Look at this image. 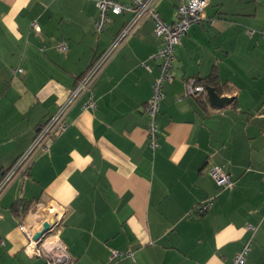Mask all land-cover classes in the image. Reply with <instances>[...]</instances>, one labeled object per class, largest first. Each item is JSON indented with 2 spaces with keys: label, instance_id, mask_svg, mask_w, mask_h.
I'll list each match as a JSON object with an SVG mask.
<instances>
[{
  "label": "crops",
  "instance_id": "1",
  "mask_svg": "<svg viewBox=\"0 0 264 264\" xmlns=\"http://www.w3.org/2000/svg\"><path fill=\"white\" fill-rule=\"evenodd\" d=\"M180 1L161 0L165 22H175ZM206 16L176 45L158 148L148 146L143 109L160 75V61H148L150 71L141 65L161 46L148 19L92 86L96 108L80 98L68 129L0 200V264H46L25 253L20 225L43 227L56 209L60 227L45 240L62 242L75 264H231L251 226L246 264H264V36L249 35L264 29V0H210ZM98 18L97 0H0V176L129 16L101 34ZM211 74L234 104L180 101L185 80ZM215 166L231 175L233 190L218 193ZM212 196L208 215L196 218V205ZM35 208L49 217L38 221ZM114 250L132 256L111 259Z\"/></svg>",
  "mask_w": 264,
  "mask_h": 264
},
{
  "label": "built area",
  "instance_id": "2",
  "mask_svg": "<svg viewBox=\"0 0 264 264\" xmlns=\"http://www.w3.org/2000/svg\"><path fill=\"white\" fill-rule=\"evenodd\" d=\"M161 0H130V3H121L116 0H97V8L99 10V18L96 21L95 31L97 34L105 32L108 27L113 23L114 17L128 15L129 19L124 23L121 29L114 35V39L100 55H98L90 68L85 74L77 81L74 88L70 91L67 99L60 104L58 110L51 116L44 124L40 125L29 150L22 154L13 165L5 170L0 176V200L8 191L9 187L23 175L29 172L30 167L41 151H48V144L56 139L57 136L63 134L69 127L68 116L69 111L72 110L73 105L82 97L87 98L84 103V109H95L96 102L88 93L93 89V85L99 79L101 74L106 70L111 60L120 52L122 47L137 34L139 28L148 19H151L155 25L154 34L161 40L159 50L151 54L147 59L142 62V66L150 71L148 61H160V75L153 83L152 94L150 99L145 105L144 112L149 118L147 137L150 148L155 151L158 148V136L160 132L158 115L160 112V105L164 98L163 85L166 82L173 81V69L175 63L176 45L180 43L185 37L192 26L200 24L205 19L206 10L209 6L210 0H181L177 9V18L174 23H167L162 19L157 8ZM37 22L32 23V28L36 32H41ZM249 31V30H248ZM260 34L264 36V29L260 31L250 30L249 35L254 36ZM59 51L66 52L67 46L61 43L58 46ZM44 50V48H41ZM23 72V70H19ZM185 93L180 99L182 101L188 97L207 96L206 87L196 82V78L185 80ZM210 175L212 181L215 182L216 189L219 192L226 190H233L235 182L231 180V175L227 173L220 166L212 168ZM217 196H212L202 201L195 207V215L197 217L208 215V212L216 203ZM58 222V221H57ZM59 226H54L52 232L58 230ZM21 231L25 234L28 244L24 251L29 257H44L46 264H75L73 258L70 256L66 246L57 241L48 242L43 240L40 242L34 240L36 233L42 230L40 226L20 225ZM249 229L253 232V236L257 228L251 226ZM253 236L247 240L244 247L240 252H237L231 264H246L247 256L251 251ZM0 245L5 246L6 241L0 238ZM124 255L132 256V252L126 254L114 250L112 252L113 258H121Z\"/></svg>",
  "mask_w": 264,
  "mask_h": 264
},
{
  "label": "water",
  "instance_id": "3",
  "mask_svg": "<svg viewBox=\"0 0 264 264\" xmlns=\"http://www.w3.org/2000/svg\"><path fill=\"white\" fill-rule=\"evenodd\" d=\"M206 94L208 95V99H209V103L211 105V107H215V108H223L225 105L231 104L234 100V98L232 97H221L219 94H217V91L215 90V88L208 86L206 87ZM59 220L58 222H53V223H49L48 221H46L42 227V230L38 233H36V236H34V240L38 241L41 243V241H43L48 235H51L52 229L54 226H59Z\"/></svg>",
  "mask_w": 264,
  "mask_h": 264
},
{
  "label": "trees",
  "instance_id": "4",
  "mask_svg": "<svg viewBox=\"0 0 264 264\" xmlns=\"http://www.w3.org/2000/svg\"><path fill=\"white\" fill-rule=\"evenodd\" d=\"M218 80H219V78H218V76L216 74H211L206 79H198V78H196V82L198 84H200V85L203 84V86H205V87L211 86V87L215 88V90L217 91V94H219L222 97V95H223L222 93L224 92V90L227 89L228 85L227 84L226 85H221L220 82H218ZM207 97H208V95L207 96L201 95V96L194 97V98H198L200 104L202 106H204V105H206L208 103V98ZM188 98H190V97H188ZM202 98H204V99H202ZM232 104H234V100H233ZM228 105H230V104H228ZM225 107H226V105L223 108H225Z\"/></svg>",
  "mask_w": 264,
  "mask_h": 264
},
{
  "label": "rangeland",
  "instance_id": "5",
  "mask_svg": "<svg viewBox=\"0 0 264 264\" xmlns=\"http://www.w3.org/2000/svg\"><path fill=\"white\" fill-rule=\"evenodd\" d=\"M211 172V171H210ZM49 210L47 209H43V208H35V211L33 212V213H35V215H37V214H39V212H40V217H39V219H38V221L40 220V219H44L45 220V218H48L49 216V212H48ZM58 210L56 209V212H57ZM52 212V211H51ZM37 213V214H36ZM59 212H57V214H58ZM59 215V214H58ZM33 224H35V222L33 223ZM253 244V243H252Z\"/></svg>",
  "mask_w": 264,
  "mask_h": 264
},
{
  "label": "bare ground",
  "instance_id": "6",
  "mask_svg": "<svg viewBox=\"0 0 264 264\" xmlns=\"http://www.w3.org/2000/svg\"><path fill=\"white\" fill-rule=\"evenodd\" d=\"M50 210H51V209H50ZM52 220H53V222H56V221L59 220V218H58V214H57L56 212H55V214H54ZM53 222H49V223L51 224V223H53Z\"/></svg>",
  "mask_w": 264,
  "mask_h": 264
}]
</instances>
